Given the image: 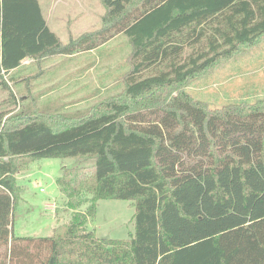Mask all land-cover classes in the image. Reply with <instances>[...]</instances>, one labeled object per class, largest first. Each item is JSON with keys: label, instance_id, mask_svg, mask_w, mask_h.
Wrapping results in <instances>:
<instances>
[{"label": "trees", "instance_id": "1", "mask_svg": "<svg viewBox=\"0 0 264 264\" xmlns=\"http://www.w3.org/2000/svg\"><path fill=\"white\" fill-rule=\"evenodd\" d=\"M102 2L103 27L64 44L39 0H0V77L120 34L132 45L127 102L58 130L35 118L0 129V264H264V108L208 111L167 94L258 44L264 0ZM23 157L94 160L64 168L73 212L47 238L11 227ZM100 200L133 202L135 234L97 237Z\"/></svg>", "mask_w": 264, "mask_h": 264}, {"label": "rangeland", "instance_id": "2", "mask_svg": "<svg viewBox=\"0 0 264 264\" xmlns=\"http://www.w3.org/2000/svg\"><path fill=\"white\" fill-rule=\"evenodd\" d=\"M39 2L50 29L64 44L103 27L106 8L102 0ZM131 54L132 45L120 34L94 51L25 59L19 69L0 77V129L35 118L58 130L84 116L107 112L113 103L127 102L125 81ZM180 92L208 111L264 108V38L254 46L241 47L230 59L167 94ZM29 159L16 160L20 170L14 177L20 200L11 227L19 237L47 238L68 223L73 212L57 184L64 168H91L94 160L53 158L25 164ZM135 211L131 201L100 200L89 228L99 238L129 239L135 234Z\"/></svg>", "mask_w": 264, "mask_h": 264}]
</instances>
